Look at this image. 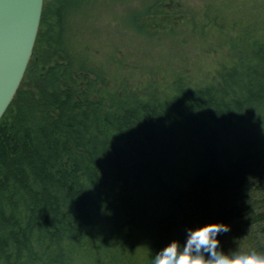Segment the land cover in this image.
<instances>
[{
	"label": "trees",
	"instance_id": "1",
	"mask_svg": "<svg viewBox=\"0 0 264 264\" xmlns=\"http://www.w3.org/2000/svg\"><path fill=\"white\" fill-rule=\"evenodd\" d=\"M180 1H43L0 119V264H150L216 222L221 243L264 252V0ZM105 25L225 29L228 57L145 92L114 33L102 49L89 32Z\"/></svg>",
	"mask_w": 264,
	"mask_h": 264
},
{
	"label": "rangeland",
	"instance_id": "2",
	"mask_svg": "<svg viewBox=\"0 0 264 264\" xmlns=\"http://www.w3.org/2000/svg\"><path fill=\"white\" fill-rule=\"evenodd\" d=\"M193 1L195 0H181L179 7L182 8L183 4L186 7L193 6L192 4L195 3ZM215 2L218 3V0H212V3ZM187 3L191 4L187 5ZM162 13L163 11L158 12L155 17L164 19L160 15ZM171 14L173 11L168 9L169 19H172ZM146 19L148 18L144 17L140 23ZM210 27L213 28L214 25ZM157 30L148 29L149 32L144 29L113 30L105 25L100 29H89V32L93 31L98 36L95 42L101 45L102 49L107 48L111 33H114L117 39L118 58L126 69V73L130 70L134 71L131 73L132 79L136 80L145 92H148L147 89L155 81L161 79L162 73L170 79L175 74L188 75V79L202 84L209 76L207 71L217 65L219 60L228 57L229 44L221 40L222 36H228L229 32L225 29L218 31L207 29L203 33H199L202 31L199 29ZM231 33V42H233L236 31L231 30ZM221 245L225 249L230 248L228 240H223Z\"/></svg>",
	"mask_w": 264,
	"mask_h": 264
},
{
	"label": "water",
	"instance_id": "3",
	"mask_svg": "<svg viewBox=\"0 0 264 264\" xmlns=\"http://www.w3.org/2000/svg\"><path fill=\"white\" fill-rule=\"evenodd\" d=\"M44 0H0V119L29 63Z\"/></svg>",
	"mask_w": 264,
	"mask_h": 264
},
{
	"label": "clouds",
	"instance_id": "4",
	"mask_svg": "<svg viewBox=\"0 0 264 264\" xmlns=\"http://www.w3.org/2000/svg\"><path fill=\"white\" fill-rule=\"evenodd\" d=\"M229 230L222 222L187 228L183 239H173L153 251L150 264H264V252L223 248L218 237Z\"/></svg>",
	"mask_w": 264,
	"mask_h": 264
}]
</instances>
